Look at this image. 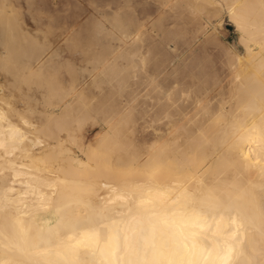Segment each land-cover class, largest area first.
<instances>
[{"label":"bare ground","instance_id":"bare-ground-1","mask_svg":"<svg viewBox=\"0 0 264 264\" xmlns=\"http://www.w3.org/2000/svg\"><path fill=\"white\" fill-rule=\"evenodd\" d=\"M18 1L0 0V264H264V0H91L100 50L68 90ZM221 7L243 50L171 58Z\"/></svg>","mask_w":264,"mask_h":264},{"label":"rangeland","instance_id":"rangeland-1","mask_svg":"<svg viewBox=\"0 0 264 264\" xmlns=\"http://www.w3.org/2000/svg\"><path fill=\"white\" fill-rule=\"evenodd\" d=\"M90 2H91V0H33V2H32V0H27V2H26V0H19L18 4H17V8L19 10L18 14L20 16L24 15L23 16L24 24L26 25L25 28L27 29L26 31H27L28 35H30L32 37L34 36L33 39L35 41L39 40V39L41 40V38H42L44 40V42L47 43V46L50 49L52 48V50H55L54 51L55 56L54 55L50 56L51 60L53 59V61H50L51 63H49V67L51 68V66H52V68H51L52 70H53V67L55 69L56 68L57 69L56 70L54 69L53 72L51 71L53 73L52 74L49 71L50 68L48 67V72L50 74H52V76L50 75V79L52 77L53 78L56 77V78H54V80L56 82L58 80H60V81H58V83L60 82L58 84L55 81H53V78H52L51 84H53V85L56 84L57 86L61 85L63 89L65 88V90H68V87L71 86L73 83L74 84H78V83L80 84V82L82 83L83 78H84V71H86V69L88 70V68H86V67H88L87 66V64H88L87 59H89V56L91 58L90 51L94 50V49L100 50V47L93 48L94 46L91 47V45H90V42L92 41L91 40L92 39L91 38L92 31H94V29L92 30V24H93L94 19H95L94 15L91 11L92 10V8H91L92 2L91 3ZM221 9L219 12L218 11L215 12V15L213 14L214 17L211 20V24L208 25V28L210 30V32H209L210 36L208 35V37L210 39L208 38L207 40H205L206 41L205 42L203 39H206V38H203L202 36H198L195 34L193 36L192 32H189L190 35L187 34L189 37V38L187 37L188 40L187 41L185 40L186 42L184 41V43H186V44L182 45L181 49L179 48L180 50H178L177 53L172 51L171 52V58H174V59L177 58V60L181 59V57H185V58L187 57L188 59L198 58L197 60H199L202 63V62H209V61L213 60V58L216 57L214 59L215 61L223 62L226 59H228L229 53H230V51L232 52L233 48L236 49L238 52H241L243 49L240 47V43H239V39H238L239 38V31L236 30L235 24L230 19L229 11L226 9V7H224V8L221 7ZM20 10H21V12H20ZM57 14H59V16H60L59 17L60 18L59 19L60 20L59 26L53 25L51 27L50 26L47 27L48 23L55 22L54 20H55V17ZM38 15H39V17H38ZM36 16H37V18H36ZM52 16L54 17V19H52L53 18ZM141 17H143V16H140V18ZM194 17H196V19L199 18V20H201V21H203V19H204L203 17L200 19L199 15L194 16ZM140 18H138V19H140ZM135 20L137 21V18ZM131 21H133V20H131ZM191 25L192 24H190V26ZM215 33H216V35H215ZM153 35L156 36L155 33ZM211 36H213V38L214 37L215 38L213 39ZM231 46L233 47L232 49H230ZM227 48L229 51L227 50ZM167 50H170V48H168ZM217 50H219V51H217ZM181 51H184V53H182ZM179 53H180V55H179ZM216 53L218 55H216ZM219 54L222 56H220ZM177 55H179V56H177ZM187 55H189L190 57H188ZM54 61L57 63H55ZM85 65H86V67H85ZM84 68H86V69H84ZM223 74H225V72ZM141 79L142 78H140L138 80L135 79L136 81L134 79L132 80L133 81V82H131L132 85L130 87H128V90L129 89L130 90L129 91L127 90V94H129V95H127L128 97L135 96V94L138 92L141 96V97L140 96L139 97L142 98L141 94H142L143 87H142V84L140 86L139 82H138ZM134 82L135 83L137 82V84H135ZM56 85H54V86H56ZM133 85H135V86H133ZM138 86L140 89L139 88L137 89ZM58 87H60V86H58ZM62 88L60 87V89H62ZM86 90L89 92L88 93L86 91V95H85L87 97L89 96L88 99L89 98L90 99L91 98L96 99V97L94 98V95L97 96L99 91L95 92V90H93V92H92L89 89H86ZM135 90H137V91L134 92ZM54 91H56V89ZM133 93H135V94H133ZM57 94L58 93H56V92H52L48 98L50 100H47V101L50 103L51 102L53 103V102H55V100L62 99V98H60V94H58L59 98H57L58 97ZM137 95L138 94H136V96ZM31 99L33 101V103H32L33 107L34 106H40L41 103L44 102V101H42L43 98L40 95L39 96L35 95ZM36 102H37V104H36ZM115 103L117 104V102H115ZM107 106H108V104H107ZM107 106H105V107H107ZM95 111L96 110H94V112ZM25 112L28 114L27 110ZM32 115H33V113L31 114V116ZM62 121H63V118H62ZM84 122L86 124H88V125H86V127H90L91 129L89 128L90 130L88 131L87 137L84 138L83 141H81V138H80L79 142L81 141L84 145H86L85 142L87 144L93 142V140H94L93 137H95L96 131H98L100 129V127L96 122H92V120H89V121L85 120ZM62 133H63V131H62ZM77 143H78V141H76L75 143L71 140L67 141V144L71 145V147L73 149V150H71V153L73 152L72 154H74V151H75V153L80 154V152H79L80 149H79V146L77 145ZM75 147H77V148H75ZM81 156H83V154ZM45 157L47 158V156H45ZM48 159H49V157H48ZM64 161L63 162L66 164L69 163L68 162L69 160L67 161L65 159Z\"/></svg>","mask_w":264,"mask_h":264}]
</instances>
